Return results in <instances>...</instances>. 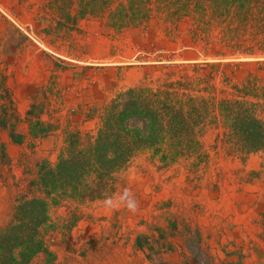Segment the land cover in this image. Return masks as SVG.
<instances>
[{"label": "rangeland", "instance_id": "rangeland-1", "mask_svg": "<svg viewBox=\"0 0 264 264\" xmlns=\"http://www.w3.org/2000/svg\"><path fill=\"white\" fill-rule=\"evenodd\" d=\"M215 2L0 0V264H264V35ZM137 97L191 133L99 145Z\"/></svg>", "mask_w": 264, "mask_h": 264}, {"label": "trees", "instance_id": "trees-1", "mask_svg": "<svg viewBox=\"0 0 264 264\" xmlns=\"http://www.w3.org/2000/svg\"><path fill=\"white\" fill-rule=\"evenodd\" d=\"M215 1V13L220 17H230L231 21L237 23L238 26L233 31L250 26L255 29V33L264 35V0ZM142 103L138 100V97L137 100L131 99L121 105L124 108L122 112H119L120 114L115 110L120 104H115L111 108L107 107V116L103 117L104 123L99 133V143L102 141L108 142V145L112 144L121 151L131 149L140 140V137L144 136L145 132L142 126L137 123L138 121L133 120V122H130L128 120L127 122V119H135L141 116L147 119L145 123L147 137L142 138L147 141L152 140L154 143H163L168 140L178 144L182 143L185 136L191 133L189 128L192 122L184 116L176 105L164 103L161 107H155L150 104L144 106ZM228 114V117H230L232 111H229ZM232 121L236 128L248 134H250V130L255 128L258 131L264 129V121L258 119L253 113L239 114L233 117ZM194 123L199 124V119L194 120Z\"/></svg>", "mask_w": 264, "mask_h": 264}, {"label": "clouds", "instance_id": "clouds-1", "mask_svg": "<svg viewBox=\"0 0 264 264\" xmlns=\"http://www.w3.org/2000/svg\"><path fill=\"white\" fill-rule=\"evenodd\" d=\"M99 204L106 212L124 209L135 214L139 207L138 201L136 200L134 194L127 187H125L122 191H118L112 195H106L102 201H99Z\"/></svg>", "mask_w": 264, "mask_h": 264}]
</instances>
